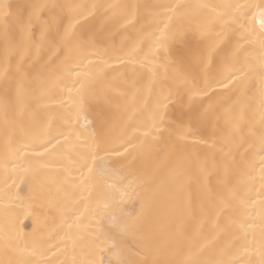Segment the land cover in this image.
<instances>
[{
    "label": "snow or ice",
    "instance_id": "1",
    "mask_svg": "<svg viewBox=\"0 0 264 264\" xmlns=\"http://www.w3.org/2000/svg\"><path fill=\"white\" fill-rule=\"evenodd\" d=\"M0 20V167L28 189L0 209V264H264V0L0 2ZM54 162L75 218L49 228Z\"/></svg>",
    "mask_w": 264,
    "mask_h": 264
},
{
    "label": "bare ground",
    "instance_id": "2",
    "mask_svg": "<svg viewBox=\"0 0 264 264\" xmlns=\"http://www.w3.org/2000/svg\"><path fill=\"white\" fill-rule=\"evenodd\" d=\"M0 2L3 3H9L13 5V9H15L16 6H27L34 3H40V4H51V3H66V2H73V3H79V4H93V3H130V4H141V5H153V4H166L172 2V0H0ZM190 2H197V0H190ZM198 2H207V3H228L231 2V0H198ZM249 2L259 3V0H249ZM141 12H145L144 9H141ZM162 19V18H161ZM144 23V21H141ZM257 27L259 26V19L256 21ZM161 26H163L161 24ZM139 27V26H138ZM151 30V29H149ZM37 34L38 30H37ZM121 37L116 38L117 45L120 44ZM144 50L147 51V45L144 46ZM32 55L35 57L37 55L43 56V58L46 60L48 58V53L41 49L39 54L33 51ZM140 59L143 58V54L139 57ZM119 65H113V67H118ZM132 67H139L138 64H132L129 65V68ZM15 69V61L12 63V70ZM5 70V61H4V42H3V27H2V20H0V75L3 74ZM147 81H145L146 83ZM65 98H67V91L65 90ZM139 103L138 100L134 101L131 94L128 95L127 98L115 95L113 100V106L114 109L119 110V112H123L125 107L129 109V115L131 114V108L134 104ZM81 124H85L86 121L82 117ZM208 145L201 144L199 145V148L202 151L207 150ZM3 148H2V140H0V154H2ZM5 172L2 167H0V209H2L6 204L10 196H13L15 193L19 192L21 196L25 195L28 191L27 187L23 184L19 186V188H11L9 190L5 184ZM79 173L74 172L73 177H78ZM42 179L47 182L50 191H51V198L53 200V207L50 211V213L47 214V224L49 228L55 227V225H58L61 222L62 215L63 217H71V219H74L75 217H72V212L74 210V206L70 202H66L63 199V193L59 192L58 189L63 185L65 174L63 172V168L60 166L59 163H52L50 167L43 169V176ZM161 179H163V175L161 176ZM202 181L206 180V177L200 178ZM9 184H11V181H9ZM259 185H257V188ZM200 184L197 181V178L195 175L190 177L185 185V196L186 197H195L199 191ZM96 193L93 192L91 196L87 192L84 193L85 199H81L80 192H77L75 194V199L78 202V209L79 212L85 211V205L89 203L95 197ZM127 210L132 211L133 210V204L132 202L126 201L125 205ZM138 208V205L136 206ZM160 215L163 218L167 212L169 211L167 205L164 203H161L159 206ZM21 219L23 221V224L21 227H23L24 232H30L33 227V220L28 217L21 215ZM71 222V221H70ZM4 225V215L3 212L0 211V228H2ZM211 224H208L204 228L205 234H207L211 230ZM257 233L259 229L256 230ZM62 234V233H61ZM203 242V241H202ZM63 259V257H61ZM240 259H248L249 257H246L241 253ZM252 259L258 260L259 256L254 255L251 257Z\"/></svg>",
    "mask_w": 264,
    "mask_h": 264
}]
</instances>
